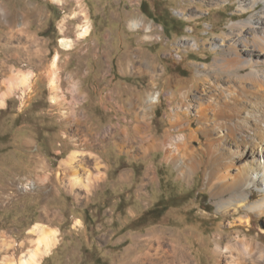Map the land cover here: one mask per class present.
<instances>
[{
	"label": "rangeland",
	"instance_id": "374dc122",
	"mask_svg": "<svg viewBox=\"0 0 264 264\" xmlns=\"http://www.w3.org/2000/svg\"><path fill=\"white\" fill-rule=\"evenodd\" d=\"M241 1L0 0V264L34 250L36 224L56 237L40 264H217L219 235L264 246V215L216 211L207 156L182 179L163 142L196 131L194 110L177 106L207 102L214 62L251 39L250 28L232 26L259 18L264 3L249 10L245 0L241 12ZM81 11L89 34L78 39ZM201 133L190 147L200 148ZM149 140L157 145L147 152ZM72 152L101 163L88 191L70 187L60 168ZM158 202L159 217L135 231Z\"/></svg>",
	"mask_w": 264,
	"mask_h": 264
},
{
	"label": "bare ground",
	"instance_id": "6f19581e",
	"mask_svg": "<svg viewBox=\"0 0 264 264\" xmlns=\"http://www.w3.org/2000/svg\"><path fill=\"white\" fill-rule=\"evenodd\" d=\"M260 1L264 3V0H250L248 9H254ZM244 3L245 0L240 2L241 12L246 11ZM80 14L83 23L77 28V36L78 39H83L89 34V23L82 11ZM237 26L250 28L251 39L242 38L241 44L228 46V55L218 61V64L214 62L218 79L213 83L215 86L204 93L207 102L189 105L188 109H184L185 106H177L178 112L194 110L200 125L189 138L183 134L176 137L166 134L163 142L169 141L168 149L171 151L165 155V160L174 161L181 178L186 179L203 166L202 153L205 154L209 166L204 174L205 181L211 186L212 197L217 201L216 211L227 216L233 212L237 214L243 208L248 213L264 215V9L259 18L250 17L232 27ZM137 27L138 25L134 26ZM60 45L68 50L71 43L60 40ZM50 86L54 91L57 89L55 79L50 80ZM155 99L156 96L150 101ZM178 117L179 115L175 120H178ZM179 124L176 125L178 129L183 126ZM141 127L136 125L138 130ZM200 132L204 135V142L199 149H194L188 145V141L196 138ZM147 145L146 151L149 152L157 144L149 140ZM78 155V152H72L61 162L60 168L64 175L69 176L70 187L88 191L99 180L101 163L93 154H82L83 157L77 160ZM90 164L92 167H89ZM147 177L153 181L149 173ZM246 215L249 219L248 214ZM247 222L248 220L244 221ZM33 233L36 237L35 248L27 253L19 264H40L41 258L55 245L54 232L44 225L36 224ZM147 236L150 240L154 234ZM221 241L223 238L217 236L213 253L217 264H264V246L252 239H241L236 235L226 244ZM152 246L153 244L150 248ZM156 251L171 255L160 245ZM182 255L181 260L188 259L186 252H182Z\"/></svg>",
	"mask_w": 264,
	"mask_h": 264
},
{
	"label": "trees",
	"instance_id": "16d2710c",
	"mask_svg": "<svg viewBox=\"0 0 264 264\" xmlns=\"http://www.w3.org/2000/svg\"><path fill=\"white\" fill-rule=\"evenodd\" d=\"M143 4L144 3H141L140 5V8H141V11L143 12ZM157 209H159V212H162L164 209L163 207L161 208V205L160 203L158 202L155 206L152 207V209L148 210V211H145V213L141 214L134 222H133V229L136 231L137 229H139V227L143 226L144 224H142V222L147 218V217H154L155 216L158 218L159 216L157 215Z\"/></svg>",
	"mask_w": 264,
	"mask_h": 264
},
{
	"label": "crops",
	"instance_id": "0c3cea01",
	"mask_svg": "<svg viewBox=\"0 0 264 264\" xmlns=\"http://www.w3.org/2000/svg\"><path fill=\"white\" fill-rule=\"evenodd\" d=\"M120 203H121V199L119 198V200H118L117 202H115V208H116V207L118 206V204H120ZM112 204H113V203H112ZM112 204H111V205H112ZM138 259H139V258L136 259V262H139Z\"/></svg>",
	"mask_w": 264,
	"mask_h": 264
}]
</instances>
